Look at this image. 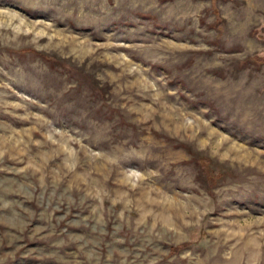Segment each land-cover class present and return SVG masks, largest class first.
Returning a JSON list of instances; mask_svg holds the SVG:
<instances>
[{
  "label": "rangeland",
  "instance_id": "rangeland-1",
  "mask_svg": "<svg viewBox=\"0 0 264 264\" xmlns=\"http://www.w3.org/2000/svg\"><path fill=\"white\" fill-rule=\"evenodd\" d=\"M0 264H264V0H0Z\"/></svg>",
  "mask_w": 264,
  "mask_h": 264
},
{
  "label": "trees",
  "instance_id": "trees-1",
  "mask_svg": "<svg viewBox=\"0 0 264 264\" xmlns=\"http://www.w3.org/2000/svg\"><path fill=\"white\" fill-rule=\"evenodd\" d=\"M40 55H43V56H48L47 54H44L42 52L39 53ZM260 59V58H259Z\"/></svg>",
  "mask_w": 264,
  "mask_h": 264
}]
</instances>
